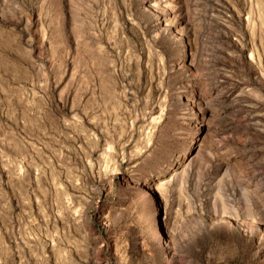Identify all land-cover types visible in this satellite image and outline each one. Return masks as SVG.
I'll list each match as a JSON object with an SVG mask.
<instances>
[{
  "label": "rangeland",
  "instance_id": "obj_1",
  "mask_svg": "<svg viewBox=\"0 0 264 264\" xmlns=\"http://www.w3.org/2000/svg\"><path fill=\"white\" fill-rule=\"evenodd\" d=\"M0 264H264V0H0Z\"/></svg>",
  "mask_w": 264,
  "mask_h": 264
}]
</instances>
